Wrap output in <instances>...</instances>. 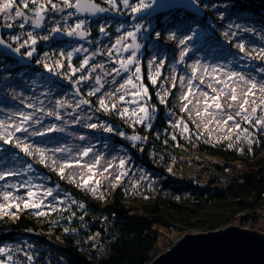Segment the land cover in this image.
Masks as SVG:
<instances>
[{"label": "trees", "instance_id": "16d2710c", "mask_svg": "<svg viewBox=\"0 0 264 264\" xmlns=\"http://www.w3.org/2000/svg\"><path fill=\"white\" fill-rule=\"evenodd\" d=\"M199 1L206 12L204 18L175 9L165 15L167 20L164 17L158 22V29L162 32L171 24L170 29L182 31L188 44L202 51H210V46L219 52L240 51L236 44L243 42L256 66H264V58L251 53L264 48V0ZM236 23L253 31L225 37L224 32H230L225 29ZM170 38H161L160 46L166 44L165 49L175 53L176 39ZM41 58L30 66L0 52V93L4 94L0 104H14L5 95L4 73L16 75L15 85L39 79L50 81L57 89L74 87L78 72H70L66 57L53 51L45 60ZM79 60L73 58V65L77 67ZM56 62L64 67L54 72L43 67V63L54 67ZM152 92L157 110L151 124L96 111L97 100L91 97L92 112L112 125L109 140L128 159L135 175L132 180L126 175L104 185L99 192L84 186L74 174L62 178L49 164L38 163V157H28L0 140V168L31 163L35 186H42L34 199L44 200L41 208L33 209L24 208L22 200L0 199L5 205L0 210V247L11 249L0 254L5 264H148L162 236L167 239L162 244L166 249L184 233L227 227L238 214L264 204V131L250 127L249 137L221 140L196 131L182 133L170 115L178 112L173 96L166 104ZM17 102L27 107L24 100ZM133 135L141 139L125 138ZM15 176L17 185L27 182L23 174ZM47 188L53 195L43 197ZM15 189L16 196L27 199V187ZM15 203H20L19 209L7 207ZM29 255L32 261L27 259Z\"/></svg>", "mask_w": 264, "mask_h": 264}, {"label": "rangeland", "instance_id": "374dc122", "mask_svg": "<svg viewBox=\"0 0 264 264\" xmlns=\"http://www.w3.org/2000/svg\"><path fill=\"white\" fill-rule=\"evenodd\" d=\"M107 1V0H106ZM4 0H0V3H3ZM41 2H44V0H41ZM53 3H56L58 8L63 7L61 0H53ZM130 5H137L140 3V0H129ZM145 4H148L146 0H144ZM116 4L121 7V11L119 13H122V10L126 13H129L130 20L125 22H112V21H100L99 23L95 24L94 27L98 30L97 34L95 36H92L88 40L77 42V43H70L69 45H58L57 47H54L52 50H50L49 47V39H50V31L44 30L45 27H34L31 21L25 25L24 28H20L19 24L22 22L20 20H10L6 19V14L0 13V19H5L6 23H12L13 27L8 29L11 30L13 37L19 36L20 39L14 40L19 45L23 44L25 40L28 39L27 33L32 32L33 35L37 39V43L35 45H30V42L28 45H25L23 47V50L25 52V58H29L26 53L27 51H30L32 47L35 48V52L32 56H36V54L41 53L39 49H43L42 56L45 57V52H64L65 54L68 51H72L74 48H81V51L76 53H73V58L78 57L79 65L82 62V60L85 57L89 58V55L91 53H96L95 56L92 58H89V65L85 67L84 70H78V76L76 79H78L81 75H88L89 72H91V66L92 65H98L103 63L104 68L100 69L97 68L95 72H92L91 75L93 79L83 82L80 85H74L73 88L70 90L65 89H57V87H52V84L50 81L41 82V80H35L33 83L29 82H23L20 85H15L13 82L16 78V75L12 74H6L4 73L3 79L6 82L5 84V95L11 100V102H14V104H0V120L8 121V117L13 112L23 111L25 113H34V119H39L42 123L40 124H32L30 123L29 131L32 130H40L44 131L46 128L51 127L52 125H55L57 128H63L64 131H49L46 132L43 136H36V137H29L28 142L40 146V147H46V148H55V147H68L72 149V152L70 154H60L57 153L56 155L58 157L60 156H71L72 158L76 157L77 151L85 146H94V150L100 154L103 155L104 159L101 161V170H98L95 175V180L99 181V184L90 183L87 185L90 189H95V192H99L104 185L111 184L115 182L116 176L119 175L121 172H125L126 174L121 176L124 177L127 175L128 180H132L134 176L130 172V167L128 164V159L123 156L119 151L115 150V146L113 143L109 140V134L108 132L103 131L102 128H88L86 125L89 123H99V124H108L105 121H101L99 117H97L92 112V105H81L80 108H76L75 105L81 98L90 99L91 97L87 96V92L90 90V88L94 85V78L95 76L99 75L103 77L102 83H105V89H102L103 91L111 90L114 87L118 86V83H122L123 80L121 77L127 78L129 75L132 74V72L135 70V63L133 65H130V71L125 73L121 71L120 76L108 75L106 76V72H111L112 68H119L118 60L121 58H127L132 54V52H135V61L139 63L141 72H140V80L137 81L138 84H142L144 87L148 89V94L146 97H143L139 103L145 104L148 108V115L144 118L143 122H147L148 124H151L153 122L154 117L153 113L157 109H154L153 107V95H152V89L155 93H157V98L160 100L161 97L164 98L166 101V104H169L170 102L167 101L170 99V96H173V102L172 104L178 107V112H171L170 115L172 117V121L175 122V124L178 126L180 131L182 133H187L183 130V125L187 124L189 131H196L201 135L208 136L215 140H221L226 137L230 138H237V131H233L229 133L226 128H223L220 126V130H218V125L216 123H211L207 129L203 126V124H200L199 127L197 124H199V121L197 120L195 116V111L192 109V105H189V109L191 110V114L189 112L182 111L183 105L185 101L182 100V95L184 92L187 91V82L188 79L193 80V86H194V92H196V86H198L200 89H203L205 91H208L211 94V89L207 88V84L212 82L211 76L215 75L218 78H226L224 76V73L235 71L238 73H241L249 78H254L258 82L264 83V69L263 65L256 66L255 60L252 59L250 55L246 50L245 52L235 51V52H226V51H216V46H210V51H202L200 49H197L196 47H193L188 44V41L184 45H181L179 43L180 40H186L184 38V34L182 31H175V29H170L173 25H166L162 32L160 29H158V20L155 19L151 12L149 11V8H142L140 12L133 13L131 11V7H125L123 5V0H116ZM149 5V4H148ZM31 7V5H30ZM27 15L34 19V13L31 11H27ZM72 9H65L63 12L56 11V12H48L45 16L47 17L49 24L51 26H47L49 30H51L53 27L59 26L61 27H74L75 23L77 22L78 18L74 14L71 17L67 16L68 12H72ZM14 16V12L12 13ZM167 17V16H166ZM166 17L164 19H166ZM168 19V18H167ZM166 19V20H167ZM160 20H163V17L160 18ZM173 23V22H171ZM160 24V23H159ZM239 24V23H236ZM234 24L233 27L236 25ZM15 25V26H14ZM140 25V30L136 31V26ZM241 26V29L243 28V25L239 24ZM17 28L15 30L14 28ZM94 27L91 26L90 23L86 22L83 31H87L89 29H93ZM103 27L105 29V32H100V28ZM229 28L225 30H230V32H239L241 30L234 28ZM111 29V30H110ZM128 32H134L136 36L135 43L139 44L140 47L137 49L135 47H132L129 49V51H117V49L121 48V45H116V40L121 37L125 36ZM159 34V36H157ZM153 35V37H152ZM41 36H48V40L40 39ZM163 40L171 39L170 37H173L176 39V48L177 51L175 53H169L165 47L160 46L162 43L161 38ZM124 45H132L133 40L131 37H126V39L123 41ZM113 45H116L113 47ZM245 45V44H244ZM83 49H87V51H84ZM112 50V56L109 57L107 55L108 50ZM102 50L103 53L99 55V51ZM255 49H250V51H253ZM185 52L184 60L181 62L180 60V54L181 52ZM257 50L251 53H258ZM66 57V56H65ZM64 58V57H62ZM45 60L46 58H41ZM72 68L79 69V65L76 67L73 65L72 60L70 61ZM197 65V76L196 78H192V65ZM160 65H163L160 68V74L157 77V83L153 85L151 83V80L149 79L150 76L156 75V69ZM215 68H223V72L217 71L216 73H211V69ZM205 69H207V73L205 72ZM72 73V71L70 70ZM113 76H115V80L118 82L117 84H112L111 81L113 80ZM185 77V80L183 82V85H181V82L179 80V77ZM23 77V76H22ZM173 78H175V87H173ZM204 80V84H200V80ZM242 83V82H241ZM81 87L83 88L84 92H80L79 94H76V88ZM167 93V95H165ZM97 95H100L99 93ZM196 95L198 96V92H196ZM260 93H257V99L259 97ZM0 97H4V94L0 93ZM18 98V99H17ZM95 98L96 97H92ZM24 100L25 104H32L34 107L29 108L25 107L22 104H19L17 100ZM126 99H131V97H126ZM190 99H193V102H195L194 97H190ZM97 100V99H96ZM62 101L64 102L63 108H57L56 102ZM225 103L227 101L225 100ZM71 105V106H69ZM121 107H127L129 110L137 108L136 104H122ZM36 109H43L42 111H37ZM227 110V109H226ZM48 111H58L62 119L56 120L55 116H48ZM234 115V112L232 113ZM261 112H257L254 114L253 119L256 118V116H259ZM88 117H91V119H88ZM78 119V122L76 120ZM132 119H136L135 117H130ZM223 117H218V119H222ZM19 119V117H18ZM236 121L241 123V128H250V126L246 123H244L240 117H236ZM10 122V121H9ZM233 122H229V125H231ZM112 126V125H111ZM0 131H3V129H0ZM113 133V132H112ZM20 134L19 137L25 136L24 133H18ZM84 136V140H80L79 137ZM245 136V134L240 131L239 137ZM249 135L247 134V136ZM49 156H51V152L48 153ZM115 158V159H113ZM125 159L126 164L124 169H120L118 167L119 159ZM85 160L91 162V157L84 158ZM22 163V162H21ZM109 163H111L113 166L109 169V172L102 173V168L107 166ZM17 164V165H16ZM15 166H6L0 168V171H20L21 174L26 177L27 182H31L33 186H35L36 181L34 180V175L32 170H28L26 166L19 165L16 163ZM51 167H54L50 161L47 162ZM66 174H74L77 179L81 181V175H87L86 170L81 169H71L67 170ZM18 176H8L5 178V180L0 181V199L2 201H5L3 198V192L9 191L12 192L14 195L18 194L17 189L14 190V188L11 187H5V185H17L16 178ZM18 186V185H17ZM36 191V190H34ZM20 197V196H18ZM11 201V200H9ZM7 202V201H6ZM171 236H175L173 234V231H169ZM166 237H161L160 239V245L158 247L159 250L163 249V243L166 242ZM177 241V240H176ZM165 245V244H164ZM162 247V248H161ZM168 248V247H166ZM165 249V248H164ZM163 249V250H164Z\"/></svg>", "mask_w": 264, "mask_h": 264}, {"label": "snow or ice", "instance_id": "6c2138e0", "mask_svg": "<svg viewBox=\"0 0 264 264\" xmlns=\"http://www.w3.org/2000/svg\"><path fill=\"white\" fill-rule=\"evenodd\" d=\"M63 7L58 8L56 3H53V0H44V2H41V0H4L3 3H0V13L6 14L5 18L10 20H20L22 21L19 24L20 28H24L26 24H28L30 21L33 24L34 27H41L42 22L45 19V15L48 12H56L60 11L63 12L65 9H73L74 11L68 12L67 16L71 17L74 14H80V13H89L92 15H95L97 13H103L108 11L109 9L101 7L99 4L95 3V0H61ZM107 3L111 5L113 8L116 7V0H107ZM31 5V7H30ZM123 5L127 7H131V11L133 13L140 12L142 8H147L150 5L145 4L144 0H140V3L137 5H130L129 0H123ZM31 11L34 13V19L30 18L27 15V12L25 11ZM14 12V16L12 13ZM86 24V21L83 19H78L75 23L74 27L65 29L67 35H77L81 38L88 35L86 31H83ZM7 27L11 28L13 27L12 23H8L6 25ZM233 25H229V28L231 29ZM236 29L244 31V32H252L253 29L251 28H242L239 24H236L234 26ZM53 32H59L61 31V28L59 26L53 27L51 29ZM140 30V25L136 26V31L138 32ZM100 32H105V29L103 27L100 28ZM28 39L25 40L23 44H20L19 47L13 49V51L19 53L20 49L25 47V45H28L30 42V45H35L37 43L36 37L33 35L32 32L27 33ZM159 36V34H157ZM225 37H235L237 36V32H224ZM126 37H131L133 40L132 45H124L123 41L126 39ZM125 36H121L116 40V45H121L120 49H117V51H129L130 48L135 47L139 48L140 45L135 43L136 36L134 32H128ZM14 40H19V36L13 37ZM40 39L48 40V36H41ZM187 39H191V37H188ZM231 42V41H230ZM179 43L181 45H184L186 43V40H180ZM0 44H4V41L0 39ZM116 45H113L115 47ZM11 47V45H9ZM236 47L240 50V52H245V45L243 42H239L236 44ZM84 51H87V49H83ZM81 48H74L72 51H68L66 54L62 51L60 52L61 57H65L68 61L72 60L73 53L80 52ZM35 52V48L32 47L30 51H27L26 55L28 57H31L33 53ZM47 56V53L45 54ZM93 56L96 55V53L92 54ZM107 55L109 57L112 56V50L109 49ZM135 52H132L130 56H128L126 59L121 58L118 60L119 68L113 67L111 72H106L105 75H113L120 76L121 71L127 73L130 71L129 66L133 65L135 63V70L132 72L131 75H129L127 78L121 77L123 80L122 83H118L115 80V76H113V80L111 81L112 84H117L118 86L114 87L111 90L103 91L102 89H105V83H102L103 77L97 75L94 78V85L90 88V90L87 92L88 97H96L98 107L95 109L96 111H102L105 114L115 112L117 115H119L122 119H125L127 117H135L134 122H140L143 123V120L148 115V108L145 104L139 103V101L146 97L148 94V89L144 87L142 84H138L137 81L140 80V66L139 63L135 61ZM257 55L261 58H264V48H261ZM185 56V52H181L180 54V60L183 62ZM40 63V61H37ZM89 65V58L85 57L82 62L79 65V69L72 68L71 63H69L68 67L72 71V74L75 75L76 71L78 70H84L86 66ZM163 65H160L156 69V75L150 76L149 79L151 80V83L155 85L157 83V77L160 74V68ZM43 67L48 72H54L55 68H62L64 67L63 64L60 62H56L55 66H50L48 63H43ZM97 68L103 69L104 64H98V65H92L91 66V72H89L88 75H81L78 79L74 81L76 85H80L83 82H87L91 79H93L91 73L95 72ZM217 71L223 72V68H215L213 67L211 69V73H216ZM264 71V69H262ZM205 72L207 73V69H205ZM197 76V65H192V78H196ZM224 76L226 78H218L215 75L211 76L210 83L207 84V88L211 89V94L208 91H205L203 89H200L198 86H196V92H198V96L196 95V92H194V86H193V80L190 78L187 82V91L183 93L182 100L185 101L182 111L189 112L191 114V110L189 109V105H192V109L195 111V116L197 120L199 121V124L197 126L199 127L200 124H203L205 129L208 128V126L211 123H216L218 125V130H220V126L223 128H226L229 133L233 132L234 130L237 131V138H239V133L242 131L245 136H247L249 129L248 128H241V123L236 121V117H240L241 120L248 124L251 128H255L258 131H264V114H261L259 116H256L255 119H253L254 114H256L258 111L261 113H264V83L256 81L254 78L246 77L245 75L231 71L224 73ZM179 80L181 82V85H183V82L185 80V77L181 76L179 77ZM242 82V83H241ZM200 84H204V80H200ZM173 87H175V78H173ZM76 94H79L81 92V89L79 87L76 88ZM100 95H97V94ZM257 93H260L258 99H257ZM167 95V93H165ZM126 97H131V99H126ZM190 97H194L195 102H193V99H190ZM225 100L227 103H225ZM161 103H165V100L163 97L160 98ZM92 101L90 99L81 98L76 103L75 107L80 108L81 105H91ZM122 104H136L137 108L129 110L127 107H121ZM64 102L57 101L56 107L57 108H63ZM71 106V105H69ZM27 107L32 108L34 105L28 104ZM227 109V110H226ZM37 111H42L43 109H36ZM234 112V115L232 114ZM48 116H55L56 120H61L62 116L58 111H48ZM13 117H19V120H14ZM218 117H223L222 119H218ZM79 118H76L78 122ZM88 119H91V117H88ZM10 121V122H9ZM32 124H40L42 123L39 119H34V113H25L23 111L13 112L9 117L8 121L0 120V129H3V131H0V140L3 141L5 144H12L15 148L19 149L20 152H22L24 155L28 157H38L37 162L40 164H43L47 166V162L50 161V163L54 166L53 170L57 171L58 174L63 178L66 175L67 170L71 169H81L86 170L87 175H81V181L84 186L89 185L90 183L99 184V181L95 180V175L98 170H101V161L104 159L103 155L96 152L94 150V146H85L80 148L77 153L76 157L72 158L69 156H60L58 157L56 154H70L72 152L71 148L68 147H55V148H46V147H40L37 145H34L30 142H28L29 137H36V136H43L46 132L49 131H64L63 128H57L55 125H52L49 128H46L44 131L40 130H32L29 131V127ZM229 122H233L231 125H229ZM88 128L96 129V128H102L103 131L112 133L114 131V128L111 125L108 124H99V123H89L86 125ZM183 130L185 132L189 131V128L187 124L183 125ZM16 133H24L25 136L19 137L16 135ZM120 136H124L125 134L123 132L117 133ZM129 140H140L141 137L139 136H128L125 137ZM230 138V137H226ZM80 140H84V136L79 137ZM231 147V144L229 145ZM51 152V156L48 155V153ZM91 157V162L85 160L84 158ZM115 159V158H113ZM126 164L125 159H119L118 167L120 169H124ZM113 165L109 163L107 166L102 168V173L109 172V169ZM32 164L29 163L27 165V169H32ZM20 171H0V181L5 180L8 176H15L20 175ZM125 172H121L119 175L116 176V179L119 180L121 176L125 175ZM71 178V177H70ZM5 187H11V188H25L27 187V199H24L23 197H18L14 195L12 192L4 191L3 192V198L5 201H21L23 202L24 208H33V209H39L42 207L44 200L43 198H35L38 196V193L40 192V189L42 186L36 185V191H33V185L31 182L22 183L20 185H5ZM95 189H93L94 191ZM53 195V190L51 188L43 189L42 196L48 197ZM16 207L17 209L20 208V203L8 204L7 207ZM5 207V205L0 204V210H2ZM41 213H37V215H40ZM11 249L0 247V254H5L10 252ZM27 259L29 261H32L33 257L31 255L27 256ZM7 260L11 261L12 256L8 255ZM0 264H5V260L0 259Z\"/></svg>", "mask_w": 264, "mask_h": 264}, {"label": "water", "instance_id": "95a60500", "mask_svg": "<svg viewBox=\"0 0 264 264\" xmlns=\"http://www.w3.org/2000/svg\"><path fill=\"white\" fill-rule=\"evenodd\" d=\"M148 2L149 9L155 15L175 9L184 10L201 18L206 15L199 0H148ZM81 14L92 18L103 15H117L121 19L126 17L111 10L95 15ZM57 37L81 38L77 35L69 36L64 30L57 32ZM0 39L4 41V44H0V51L8 53L12 59L24 65L35 64L31 59L25 58L21 50L19 53L13 51L17 47L3 38L1 33ZM92 54L89 58L93 57ZM151 264H264V232L240 225H229L212 231L187 232L153 259Z\"/></svg>", "mask_w": 264, "mask_h": 264}, {"label": "flooded vegetation", "instance_id": "af4514ba", "mask_svg": "<svg viewBox=\"0 0 264 264\" xmlns=\"http://www.w3.org/2000/svg\"><path fill=\"white\" fill-rule=\"evenodd\" d=\"M146 1L148 2V0H146ZM95 2L97 4H99L100 6H102L104 8H107V9L113 11V12L119 13L121 11V7L119 5L116 4V7L113 8L111 5H109L107 3L106 0H95ZM148 4H149V2H148ZM149 11L151 12L150 9H149ZM168 13H170V12H168ZM168 13H161V14L155 15V14H153L151 12V15L155 19H157L158 21H161L160 18H162V17L164 18L165 15L168 14ZM122 14H124L126 16L125 19H121L117 15L116 16L103 15V16H100L98 18H92V17H90L88 15H85L84 16L81 13L80 14H75V15H76V17L78 19H83L86 22L90 23L92 27H94L95 24L99 23L102 20H104V21H112V22H125V21L130 20V17L131 16L129 15V13H126L125 11L122 10ZM47 21H48V19L45 16V19L42 22L41 26L42 27L45 26L43 28L44 30L50 31V39H49V47L51 46L50 47V50H52L54 47H57L58 45H69L70 46V43L74 44V43H77V42H81V41L88 40L92 36H95L96 35V33H95L96 31L98 32V30L94 27L93 29H89V30L86 31L88 33V35H86L85 38L72 39V38L69 37V38H66V39H58L57 32H53L52 30H49V28L46 27V25L47 26H51L49 24V22H47ZM8 22L6 23L5 19H0V33L3 36V38H5L8 42H10L13 46L19 47L20 45L16 41H14V39H13V35H12L13 32H11V30L8 29L7 26H6L8 24ZM17 28L15 27L14 29L17 30ZM68 28H70V27H64L63 26V27H61V30H64L65 31V29H68ZM152 37H153V35H152ZM20 50H21L22 55L25 56V52H24L23 48H21ZM42 50L43 49H39V51H42ZM0 52L6 53L4 51H0ZM99 53L98 54L101 55L102 54V51L100 50ZM6 54L8 55V53H6ZM38 57L44 58V55L42 56V53H38V54H36V56L29 57V59H31L32 61H34L35 59L37 60ZM15 61H17V60H15ZM17 62L19 64H21L19 61H17Z\"/></svg>", "mask_w": 264, "mask_h": 264}, {"label": "built area", "instance_id": "2783aa9c", "mask_svg": "<svg viewBox=\"0 0 264 264\" xmlns=\"http://www.w3.org/2000/svg\"><path fill=\"white\" fill-rule=\"evenodd\" d=\"M264 220V204L255 209L246 210L236 216V220L231 225H240L250 229H256L255 224L257 221ZM163 251L155 249L152 259L148 264H151L152 260L155 259Z\"/></svg>", "mask_w": 264, "mask_h": 264}, {"label": "bare ground", "instance_id": "6f19581e", "mask_svg": "<svg viewBox=\"0 0 264 264\" xmlns=\"http://www.w3.org/2000/svg\"><path fill=\"white\" fill-rule=\"evenodd\" d=\"M263 225H264V220L257 221L255 224V228L257 230L264 232V227H262Z\"/></svg>", "mask_w": 264, "mask_h": 264}]
</instances>
